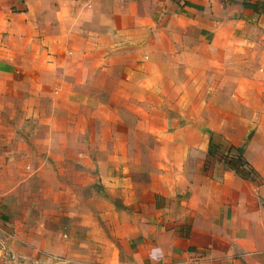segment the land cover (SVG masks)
I'll return each mask as SVG.
<instances>
[{
    "label": "rangeland",
    "instance_id": "obj_1",
    "mask_svg": "<svg viewBox=\"0 0 264 264\" xmlns=\"http://www.w3.org/2000/svg\"><path fill=\"white\" fill-rule=\"evenodd\" d=\"M143 1L79 9L68 30L54 28V13H36L26 43L11 41L1 60L0 197L34 241L76 231L89 207H118L149 158L182 154L206 126L218 130L223 147L213 151L225 165L242 157L250 132H264V61L235 77L254 106L231 101L222 92L231 61L178 43L181 18L163 0L155 9Z\"/></svg>",
    "mask_w": 264,
    "mask_h": 264
},
{
    "label": "crops",
    "instance_id": "obj_2",
    "mask_svg": "<svg viewBox=\"0 0 264 264\" xmlns=\"http://www.w3.org/2000/svg\"><path fill=\"white\" fill-rule=\"evenodd\" d=\"M98 1L0 0V65L12 53L11 41L26 43L32 15L54 13V28L68 30L79 9L104 11L111 0ZM162 2L163 11L181 18L178 43L228 58L232 79L223 94L253 107L248 85L235 77L264 61V0ZM217 132L206 126L182 154L149 158L145 176L128 183L118 207L87 208L73 219L77 230L57 232L54 242L48 234L32 240L0 197V264H264V132H250L240 149L260 182L240 178L215 156L213 146L223 147ZM221 138L235 144L226 132Z\"/></svg>",
    "mask_w": 264,
    "mask_h": 264
},
{
    "label": "trees",
    "instance_id": "obj_3",
    "mask_svg": "<svg viewBox=\"0 0 264 264\" xmlns=\"http://www.w3.org/2000/svg\"><path fill=\"white\" fill-rule=\"evenodd\" d=\"M220 149V147H217ZM226 166L238 175L240 178L249 181L260 182L259 176L250 168L247 162L241 157H237L236 159H231L226 164Z\"/></svg>",
    "mask_w": 264,
    "mask_h": 264
}]
</instances>
